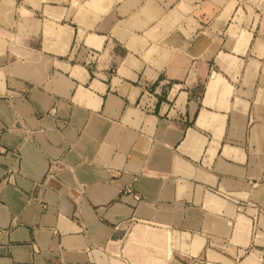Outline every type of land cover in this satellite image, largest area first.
<instances>
[{"label":"crops","instance_id":"obj_1","mask_svg":"<svg viewBox=\"0 0 264 264\" xmlns=\"http://www.w3.org/2000/svg\"><path fill=\"white\" fill-rule=\"evenodd\" d=\"M0 264H264V0H0Z\"/></svg>","mask_w":264,"mask_h":264}]
</instances>
